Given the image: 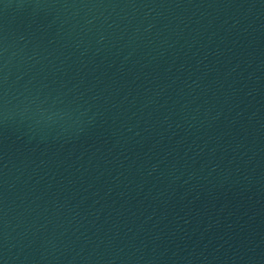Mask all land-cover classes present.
<instances>
[{
    "label": "water",
    "instance_id": "95a60500",
    "mask_svg": "<svg viewBox=\"0 0 264 264\" xmlns=\"http://www.w3.org/2000/svg\"><path fill=\"white\" fill-rule=\"evenodd\" d=\"M0 264H264V0H0Z\"/></svg>",
    "mask_w": 264,
    "mask_h": 264
}]
</instances>
